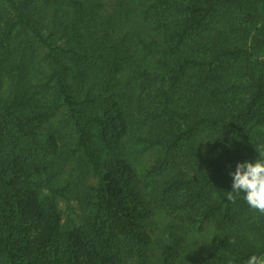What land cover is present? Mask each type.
<instances>
[{
	"label": "trees",
	"instance_id": "trees-1",
	"mask_svg": "<svg viewBox=\"0 0 264 264\" xmlns=\"http://www.w3.org/2000/svg\"><path fill=\"white\" fill-rule=\"evenodd\" d=\"M63 109L77 153L59 158ZM261 147L264 0H0V264H244L264 215L225 193ZM73 191L85 224L64 226ZM206 221L217 235L183 254L181 229Z\"/></svg>",
	"mask_w": 264,
	"mask_h": 264
},
{
	"label": "rangeland",
	"instance_id": "rangeland-1",
	"mask_svg": "<svg viewBox=\"0 0 264 264\" xmlns=\"http://www.w3.org/2000/svg\"><path fill=\"white\" fill-rule=\"evenodd\" d=\"M23 0H17V2H20ZM29 2V0H28ZM112 4L106 5L104 9H102L104 15H107L111 13L112 11ZM40 42V41H38ZM37 42V43H38ZM36 43V44H37ZM44 56V48L40 50V57L42 59V63H44L45 67L47 66L48 59L43 57ZM69 111H66V109H63L62 111H56L55 115L51 118L52 124H59L64 125L65 128H67V134H62L61 136L64 137L63 140L60 139L58 142V148L56 155L59 158H64L66 152L72 153V155H75L77 152H74L73 149L76 146L75 143V136L72 133V129H74V126L71 124V120L69 118ZM38 136L42 139H46L47 135L42 137L39 133ZM47 144L45 143L44 146ZM39 152L42 153V151H45L43 148L39 146ZM51 153V151L49 150ZM137 158L134 162L138 172L140 174L145 172L146 166H148L154 159L155 153L151 148H145L141 150L140 152H137ZM76 159H73L70 161L69 165H67V170L69 168H73L75 166L78 167V170L72 169V176H76L78 173H82V170L87 171V167L85 164H82V160L78 158L76 155ZM88 172V171H87ZM57 173V170H56ZM87 182H95L96 178L92 174V170H90V173L88 177L86 178ZM83 189V186L80 185ZM69 198L65 197H59L58 199V209L61 216V221L63 222L64 226L71 225L72 223L76 224H85V211H86V201L84 198H82L81 195H79L78 192H68ZM160 207L156 208V215H153V223H152V231L151 236L154 238V240H161V237L164 235L165 231L166 234L169 231V225L170 222L169 216L164 214L162 209H159ZM168 225V226H167ZM183 232V241L181 243V246L179 247V250L183 252V254H193L196 252L201 251V246L204 242L210 240L214 235H217V228L214 225L213 221H206L203 224L200 225V223L193 224L190 228H186L185 230L181 229ZM155 246H158V243L156 242ZM153 247V251L160 253L159 247ZM188 252V253H187Z\"/></svg>",
	"mask_w": 264,
	"mask_h": 264
},
{
	"label": "clouds",
	"instance_id": "clouds-1",
	"mask_svg": "<svg viewBox=\"0 0 264 264\" xmlns=\"http://www.w3.org/2000/svg\"><path fill=\"white\" fill-rule=\"evenodd\" d=\"M259 156L256 161L237 163L233 177L232 190L225 193L227 201L235 203L243 195L249 208L264 215V147L258 149ZM227 264H235L234 259H229ZM244 264H264V253H252Z\"/></svg>",
	"mask_w": 264,
	"mask_h": 264
}]
</instances>
